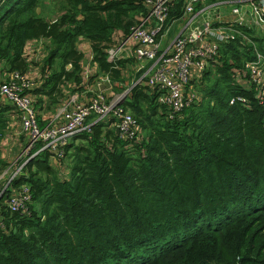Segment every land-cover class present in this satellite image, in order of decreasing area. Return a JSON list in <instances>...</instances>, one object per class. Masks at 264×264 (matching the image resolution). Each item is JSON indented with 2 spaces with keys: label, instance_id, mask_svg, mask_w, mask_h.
Segmentation results:
<instances>
[{
  "label": "trees",
  "instance_id": "obj_1",
  "mask_svg": "<svg viewBox=\"0 0 264 264\" xmlns=\"http://www.w3.org/2000/svg\"><path fill=\"white\" fill-rule=\"evenodd\" d=\"M183 6L171 0L165 23ZM146 9L142 0H0L4 68L26 71V41L47 39L42 76L28 90L40 124L37 107L53 111L68 83L83 89L80 37L137 122L132 136L104 119L72 136L67 176L46 149L22 165L0 193V264H264V104L243 63L264 51V35L237 24L189 80L198 96L172 112L156 86L133 83L140 71L122 74L131 57L106 56ZM17 116L0 101V141ZM7 163L0 144V173ZM21 184L26 210H11L4 197Z\"/></svg>",
  "mask_w": 264,
  "mask_h": 264
},
{
  "label": "built area",
  "instance_id": "obj_2",
  "mask_svg": "<svg viewBox=\"0 0 264 264\" xmlns=\"http://www.w3.org/2000/svg\"><path fill=\"white\" fill-rule=\"evenodd\" d=\"M142 1L147 8L146 13L127 32L116 35L106 47V56L112 62L128 57H136L139 61L143 58L152 60L149 67L139 63L137 69L140 75L133 83L142 81L156 86L160 91L158 100L168 104L172 112H179L198 96L194 87L187 89L188 85L193 86L192 83L188 84L189 80H198L217 54L220 42L234 37L238 32L237 24L264 27V0H184L178 31L167 45L160 47L158 36L169 30L165 21L171 0ZM218 4L229 5L230 11L238 17L219 21V13L214 10ZM255 50L256 56L245 59L243 63L249 85H253L248 86L254 87L258 102L264 104V51ZM90 57L92 59V55ZM104 81L109 83L107 74ZM33 82L27 71L18 69L6 70L0 78V98H6L16 106L19 114L17 134H26L27 137L17 158L0 173V176H7L6 182L0 186V193L4 187H11L10 180L40 149L48 150L58 167L63 163L64 146L70 138L84 130L90 132L92 124L98 120H110V124L123 135L132 136L137 129L134 116L121 104L125 92H111L112 97L109 98L99 87L92 90L87 99H75L71 109L64 111L61 122L50 120L40 124L33 95L28 91L35 84ZM237 99L243 100L240 96ZM233 101L234 98L230 100ZM36 145L39 147L34 149ZM28 189L26 184L12 187V191L4 197V203L11 210L25 211L30 199Z\"/></svg>",
  "mask_w": 264,
  "mask_h": 264
},
{
  "label": "crops",
  "instance_id": "obj_3",
  "mask_svg": "<svg viewBox=\"0 0 264 264\" xmlns=\"http://www.w3.org/2000/svg\"><path fill=\"white\" fill-rule=\"evenodd\" d=\"M214 10L219 13V16H218L219 21L234 20L236 17H238L237 14H234L230 11L229 5L218 4L215 6ZM180 19H181V17L173 19V21L168 23L169 30L158 36V43H159L160 47H164V45L167 42L168 37L171 38V36L173 34L174 35L176 34V32L178 31V24L180 22ZM171 29L172 30L176 29V32L174 31L175 33L171 34L172 33ZM116 35L117 34H115V37H116ZM170 41H168L167 43H169ZM41 42L44 43V46H43L42 50H39V48H41L40 47ZM46 43H47L46 38H43V37L31 38V39H28L26 41L25 46H24L23 56L27 62L26 71L33 78V81H34L33 83L40 80V78L42 76V59H43V56L47 52V49L45 47ZM77 47L83 52L82 69H81V74H82L81 85H82L83 89H81L79 87L78 89L71 90V88H74V87L77 88V87L74 83H71V84L68 83L64 87L63 95L61 96L60 100L57 102V105L53 111H50V110L42 111L37 107L40 120L43 122H48L50 120H52L55 123L61 122L64 118V115H63L64 111H66L67 109H71L72 103L75 99L76 100L77 99L78 100L87 99L91 95L92 90L96 89L97 87L103 89L105 93L112 92L111 89L108 87L109 83L104 81V75L105 74L99 73L97 75L96 63L92 62V59L90 57L92 55V50H91V45H90L89 40L87 38L80 37L77 41ZM35 50L37 51V53L40 52V54L38 53V55H35L34 54ZM131 59H133V60L127 61V66H125L121 70L122 74L125 76H130V75L134 76L136 72H139L140 70L137 69L139 63H142L144 65V67H149L152 63V60H150V59L142 60V61H139L138 58H136V57H131ZM6 70L7 69L3 67L2 61L0 60V78H2L4 76V73H6ZM32 95H33V99L35 101V95L33 93H32ZM0 101L11 102L10 100L3 98V97L0 98ZM59 110H60V112H59ZM17 120H18V116H17V119L15 121V125H16ZM18 122H19V120H18ZM12 129H14L12 131V137H10L12 142H14L15 140H20V138H21L22 142L25 143L26 138H27L26 134H17V131L15 130L16 127H13ZM8 137H9L8 134L6 136H4L1 139V144L3 146L6 145L7 148L10 149ZM3 152H4V149L2 147L1 148V154L4 157V159L7 160V162H8L7 165L13 163V161L17 158V155L13 156V157L9 155L6 157L3 155ZM49 158H50V162L56 163V162H54V158L52 156H50ZM57 168H58L61 176H67L68 175V169L65 165V162L61 163ZM3 176H6V175H3ZM1 177L2 176H0V178ZM11 191H12V188L9 192H11ZM9 192H7V194Z\"/></svg>",
  "mask_w": 264,
  "mask_h": 264
},
{
  "label": "rangeland",
  "instance_id": "obj_4",
  "mask_svg": "<svg viewBox=\"0 0 264 264\" xmlns=\"http://www.w3.org/2000/svg\"><path fill=\"white\" fill-rule=\"evenodd\" d=\"M249 28H252L253 29V32L255 33V34H258V35H264V27H261V26H256V25H254V24H251V25H249ZM171 31H172V33L171 34H173V33H175L176 32V29H171ZM170 31V32H171ZM175 31V32H174ZM174 35V34H173ZM173 35L171 36V38L170 37H168V39H167V42L168 41H170V40H172V38H173ZM166 42V44L165 45H167L168 43ZM43 46H44V43L43 42H41V45H40V47L41 48H39V50H42L43 49ZM39 54H40V52H38ZM38 53H37V51L35 50L34 51V54L35 55H38ZM36 58V57H35ZM143 60H147V58H143ZM132 77H133V75H132ZM32 78V77H31ZM33 79V78H32ZM187 89H189V90H192L193 89V86H191V85H188V88ZM79 91V90H78ZM106 95L109 97V98H111L112 97V95H111V92H107L106 93ZM106 96V97H107ZM123 99H124V97L122 98V100H121V104H122V102H123ZM123 105V104H122ZM125 108H127L125 105H123ZM16 107V106H15ZM19 115V114H18ZM14 116H16L15 114H14ZM19 122H18V120H17V122H16V125L14 126V127H16V131H18L19 130V124H18ZM14 129H12V130H10V131H8V142H9V146H10V149H8L7 148V146L6 145H2L1 144V141H0V144H1V148L3 147V149H4V152H3V155L4 156H18V154L20 153V151L22 150L21 148H23V145H24V143L22 142V139L20 138V140H15L14 142H12V140H11V138L10 137H12V131H13ZM75 141H78V138L75 140ZM21 142V143H20ZM68 163V162H67ZM6 179H7V176H2L1 178H0V186L4 183V182H6Z\"/></svg>",
  "mask_w": 264,
  "mask_h": 264
},
{
  "label": "water",
  "instance_id": "obj_5",
  "mask_svg": "<svg viewBox=\"0 0 264 264\" xmlns=\"http://www.w3.org/2000/svg\"><path fill=\"white\" fill-rule=\"evenodd\" d=\"M39 9H40V8L38 7L37 10H39ZM115 129H116V131H118V128H117V127H116Z\"/></svg>",
  "mask_w": 264,
  "mask_h": 264
}]
</instances>
